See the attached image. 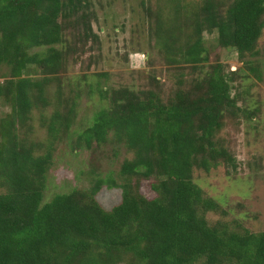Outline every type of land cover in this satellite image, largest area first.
Returning a JSON list of instances; mask_svg holds the SVG:
<instances>
[{
    "label": "trees",
    "instance_id": "trees-1",
    "mask_svg": "<svg viewBox=\"0 0 264 264\" xmlns=\"http://www.w3.org/2000/svg\"><path fill=\"white\" fill-rule=\"evenodd\" d=\"M169 3L171 15L157 19L154 35L165 60L178 64L175 88L164 95L151 81L146 90L100 89L109 105L95 112L76 143L122 145L132 156L121 162L117 178L107 174L90 191L45 201L53 141L68 130L81 93L63 98L64 76L88 41L98 42L91 27L97 17L89 0H0V71L6 69L0 79V264H264V232L209 224L205 215L215 201L193 179L195 170L209 173L220 165L236 171L217 134L226 122L238 127L240 117L252 119L233 94L236 72L215 63L193 75L207 61L202 33L215 30L218 45L233 49L260 80L264 0ZM184 69L193 71L190 77ZM51 85L54 110L45 120ZM33 110L47 128L46 144L17 134ZM142 181H151L152 198L140 192ZM104 186L121 190L110 210L95 199Z\"/></svg>",
    "mask_w": 264,
    "mask_h": 264
},
{
    "label": "rangeland",
    "instance_id": "rangeland-1",
    "mask_svg": "<svg viewBox=\"0 0 264 264\" xmlns=\"http://www.w3.org/2000/svg\"><path fill=\"white\" fill-rule=\"evenodd\" d=\"M91 10L97 20L91 22L93 31L98 34V42L86 44L84 54L70 67L64 78L63 98H71L77 90L80 97L76 100L75 116L68 130L53 141L51 166L46 176L44 200L54 195L73 190L90 191L94 180L112 174L117 178L121 162L131 158V153L121 146L111 143L86 146L77 137L92 123L96 111L109 105V97L99 93L100 89L131 88L146 90L150 82H158L163 94L168 95L175 88L176 77L180 70L178 64L168 63L160 52V45L154 35L157 19L163 23L171 15L169 0H89ZM225 1V0H224ZM203 0H181L189 7L202 4ZM158 16V17H157ZM161 18V19H160ZM167 22L164 24L166 25ZM202 43L206 50L207 61L203 68L184 69L186 77L191 73L206 70L208 65L221 63L227 72H236L233 94H237L238 105L244 112L251 113L239 119V126L226 122L218 134L223 146L232 152L238 165L235 172L226 171L220 165L209 173L195 170L194 182L204 194L215 201L216 208L205 217L209 224L226 226L230 231L264 232V27L257 42L258 61L261 79L249 75L246 68L230 48H221L217 43L215 30L202 33ZM89 66V68H86ZM187 68V67H186ZM36 71V69L34 68ZM6 69L0 71V79ZM86 74L85 81L76 86L75 78ZM38 78L40 75L35 74ZM242 76V77H241ZM241 78V79H240ZM239 82V83H238ZM73 93H69V87ZM239 84V85H238ZM56 87L51 85L48 97L51 105L44 111L45 120L51 117L55 104ZM8 111L4 106L2 112ZM41 116L33 110L25 127L18 131L19 138L40 141L50 140ZM151 181H142L140 192L152 198ZM2 188L0 187V193ZM104 210H110L121 200L119 188L102 187L95 195Z\"/></svg>",
    "mask_w": 264,
    "mask_h": 264
}]
</instances>
